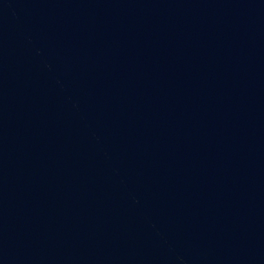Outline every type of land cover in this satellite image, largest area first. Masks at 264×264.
Returning a JSON list of instances; mask_svg holds the SVG:
<instances>
[{"label": "water", "instance_id": "1", "mask_svg": "<svg viewBox=\"0 0 264 264\" xmlns=\"http://www.w3.org/2000/svg\"><path fill=\"white\" fill-rule=\"evenodd\" d=\"M0 264H264V0H0Z\"/></svg>", "mask_w": 264, "mask_h": 264}]
</instances>
